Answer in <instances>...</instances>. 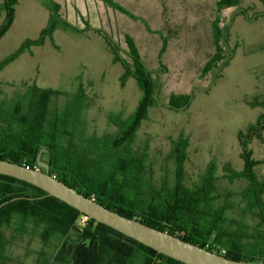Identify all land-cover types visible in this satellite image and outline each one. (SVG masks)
Returning <instances> with one entry per match:
<instances>
[{
    "label": "rangeland",
    "instance_id": "rangeland-1",
    "mask_svg": "<svg viewBox=\"0 0 264 264\" xmlns=\"http://www.w3.org/2000/svg\"><path fill=\"white\" fill-rule=\"evenodd\" d=\"M44 1L18 0L15 4L13 20L0 35V61L24 40L38 37L47 23V11L41 6ZM115 1L127 9V14L101 2L95 4L101 29L127 63L126 68L112 62L110 50L96 36L56 30L52 40L59 50L47 40L0 70V107L7 110L11 102L27 99L33 85L51 89L56 93L46 109L48 121L65 124L74 142H86L92 134H114L132 117L142 97L132 74L121 80L125 70L134 71L123 37L128 33L155 81L151 101L134 128L129 148L131 154L143 160L146 182L154 187L163 181L168 186L173 184L172 142L182 138L186 141L185 186L192 188L200 183L212 163L216 200L220 198L217 202L224 203V196L230 198L225 226L233 228L243 222L246 232H254L257 219L252 212H243L248 182L244 178L228 180L223 166L242 170L238 133L264 114V5L260 0H240L218 9V0ZM5 18L1 9L0 30ZM214 20L221 31L224 58L201 74L214 52ZM247 148L255 160L253 169L264 183V127L260 136L250 139ZM40 160L46 161L47 157L40 155ZM4 233L8 259L0 264H40L42 260L64 264L53 261L52 256L57 245L66 248L70 239L43 243L31 230L19 235L5 228Z\"/></svg>",
    "mask_w": 264,
    "mask_h": 264
},
{
    "label": "trees",
    "instance_id": "trees-1",
    "mask_svg": "<svg viewBox=\"0 0 264 264\" xmlns=\"http://www.w3.org/2000/svg\"><path fill=\"white\" fill-rule=\"evenodd\" d=\"M17 1L3 0L0 3V10L6 13L0 35L11 24ZM239 1L218 0L216 7H228ZM260 1L264 5V0ZM55 23L51 15L37 38L24 40L0 61V70L22 52L30 51L32 46L41 45L46 39L52 40ZM212 32L214 52L202 66L201 74L224 58L219 42L221 31L216 20L212 22ZM125 42L134 71L125 70L121 80L132 74L142 89L137 108L125 125L121 124L112 135L92 134L86 142H74L65 124L59 126V123L48 121L46 109L56 92L33 85L27 99L11 102L7 110L0 107V159L36 167L37 155L46 156L44 162L48 164L49 174L106 208L227 258L264 263V183L253 169L255 160L247 148L251 138L260 136L264 114L244 132L238 133L244 162L242 170H235L228 164L223 166L224 177L228 180L244 178L248 182L243 193L246 200L243 212H252L257 219V225L253 227L255 231L248 233L243 222L236 223L233 228L225 226L230 198L224 196V203L217 202L220 198L216 200L218 193L212 163L206 167L200 183L192 188L185 186L184 139L172 142L175 158L173 184L168 186L163 181L154 187L146 182L144 162L131 154L129 148L134 128L144 116L146 104L151 101L155 81L129 35H125ZM106 43L112 52V61L126 68L127 63L119 57L116 47L108 39ZM164 47L165 41L160 53ZM228 59L222 64L225 65ZM13 197L18 198L0 206V262L8 259L4 229L11 228L19 235L31 230L43 243L50 240L62 243L70 239L66 248L57 245L52 256L53 261L64 264H151L152 261L154 264H184L94 219L87 218L83 225H77L82 214L75 208L30 183L0 174V203ZM39 263L47 262L42 260Z\"/></svg>",
    "mask_w": 264,
    "mask_h": 264
},
{
    "label": "water",
    "instance_id": "water-1",
    "mask_svg": "<svg viewBox=\"0 0 264 264\" xmlns=\"http://www.w3.org/2000/svg\"><path fill=\"white\" fill-rule=\"evenodd\" d=\"M0 174L30 183L47 195L78 210L83 216L103 223L120 233L154 249L157 253L183 262L184 264H264L251 260H235L187 242L167 231L151 227L137 219L129 218L104 207L93 198L84 196L73 187L58 180L48 171V164L37 155V166L30 167L5 159H0ZM13 197L0 206L17 199ZM151 264H154L152 261Z\"/></svg>",
    "mask_w": 264,
    "mask_h": 264
},
{
    "label": "crops",
    "instance_id": "crops-1",
    "mask_svg": "<svg viewBox=\"0 0 264 264\" xmlns=\"http://www.w3.org/2000/svg\"><path fill=\"white\" fill-rule=\"evenodd\" d=\"M95 1L101 2L107 8H111L113 10H117L119 12L127 14V9L121 6L115 0H45L44 2H42L41 6L44 7V9L47 11V22L51 15L56 21L55 28L52 33V38L56 30L72 33L74 35L86 36L88 38L96 36L103 44V46H106V48L110 50L109 46L106 43V39H108L111 43L112 41L101 29L99 11L97 10ZM130 17L133 18V16ZM125 35L130 36V34L125 33L123 36L124 39ZM47 40L50 39H46L45 42ZM50 41L52 48H54L55 50H59V45L54 43L53 40ZM43 44L37 46H42ZM37 46H32L30 48V51L24 52L31 53L34 47Z\"/></svg>",
    "mask_w": 264,
    "mask_h": 264
},
{
    "label": "built area",
    "instance_id": "built-area-1",
    "mask_svg": "<svg viewBox=\"0 0 264 264\" xmlns=\"http://www.w3.org/2000/svg\"><path fill=\"white\" fill-rule=\"evenodd\" d=\"M87 218L88 217H86V216H80L78 219H77V225H83L84 223H85V221L87 220ZM222 251H224L223 249H222Z\"/></svg>",
    "mask_w": 264,
    "mask_h": 264
}]
</instances>
